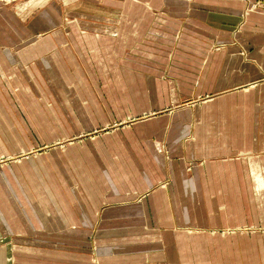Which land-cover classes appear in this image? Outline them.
I'll use <instances>...</instances> for the list:
<instances>
[{
    "label": "crops",
    "instance_id": "0c3cea01",
    "mask_svg": "<svg viewBox=\"0 0 264 264\" xmlns=\"http://www.w3.org/2000/svg\"><path fill=\"white\" fill-rule=\"evenodd\" d=\"M253 1L111 0L94 6L104 22L46 13L55 30L28 45L16 27L1 35L0 10V157H16L0 165V264H264ZM84 72L103 101L81 96ZM34 83L64 91L71 126L52 119V139L155 114L29 154Z\"/></svg>",
    "mask_w": 264,
    "mask_h": 264
},
{
    "label": "rangeland",
    "instance_id": "374dc122",
    "mask_svg": "<svg viewBox=\"0 0 264 264\" xmlns=\"http://www.w3.org/2000/svg\"><path fill=\"white\" fill-rule=\"evenodd\" d=\"M110 2L111 0H0V10L2 17L1 31L4 32H1V35L3 36L4 34H9L7 31L8 27H16V32L18 33V35L24 36L26 45L29 44V41H37L39 38L46 36L47 32L55 30V28H46V13L49 14L52 18L54 17L55 19L58 14V17L63 25H66L67 21H77L80 24H87L96 20H101V22H104L103 16L105 13L103 11H95L94 6L100 4L105 5L106 3ZM263 5L264 0H256L253 1V3H250L249 7L260 8ZM96 15H101V17ZM110 17L111 15L109 13V18ZM24 46L25 45L23 44H18L17 50H21L22 48H24ZM217 48L218 45H215L214 49ZM83 76V80L78 81L76 79L77 81H75L77 86H79L81 96H83L86 101H90L95 99L93 97L94 95L96 99H98L99 101H103V93L94 91L91 93V91H89V88L93 83L90 76H88V74L85 72L83 73ZM33 85L34 96L36 97V95H43V101L41 102L40 98L36 101V103L34 101L32 106L31 123H27L28 126H26L27 130H30L32 135V140L30 142L28 150L29 154L48 153V150L50 149L63 148L65 145L70 143L71 140L86 138L103 132H112L115 129L117 130L122 126L127 125V123L130 124L131 122L142 119L145 116H153L155 114L151 112L147 115L132 116L126 121L118 120L110 124H104L100 127L92 128L83 133L72 134L62 140L52 139V137H54L52 131L55 130L54 128L56 125H54L52 119L56 120L57 125L62 126V128L66 129L67 131L70 130L69 126H71L70 124H67L65 120V112H67V109L62 106V103L64 102L62 99V94L64 92L63 90H61L62 85L51 83L50 89L53 88L54 90H49V92L47 93L45 91H41V87H43L42 85L36 83H34ZM44 95L47 96L46 100ZM207 96L209 95H203V97H198L197 99L184 100L180 104L193 105L196 102H199L200 100L206 98ZM171 104L172 105L156 113H171L172 109L177 107V105H173V103ZM40 109L45 113V117L41 116ZM45 118L49 120V124L43 121ZM73 131L74 130L70 132ZM14 160H16L15 156H2L0 157V165L3 163H9ZM150 264L164 263L154 262Z\"/></svg>",
    "mask_w": 264,
    "mask_h": 264
}]
</instances>
